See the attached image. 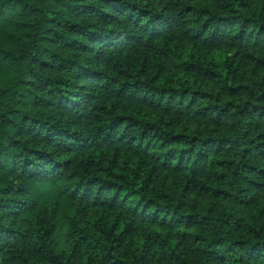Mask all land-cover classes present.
Here are the masks:
<instances>
[{
	"label": "clouds",
	"instance_id": "9594fccd",
	"mask_svg": "<svg viewBox=\"0 0 264 264\" xmlns=\"http://www.w3.org/2000/svg\"><path fill=\"white\" fill-rule=\"evenodd\" d=\"M210 2L0 0V264H264V0Z\"/></svg>",
	"mask_w": 264,
	"mask_h": 264
},
{
	"label": "trees",
	"instance_id": "16d2710c",
	"mask_svg": "<svg viewBox=\"0 0 264 264\" xmlns=\"http://www.w3.org/2000/svg\"><path fill=\"white\" fill-rule=\"evenodd\" d=\"M191 7H196L198 11H202L205 13L203 17H201L202 22L207 21V12L211 10V2L210 0H190V6L189 10H191ZM184 56V58L187 60L191 55V49H179ZM223 54L217 52L214 54V56L219 59ZM185 76L184 72H181L175 77V79L183 78ZM139 120L145 121V122H154L158 119L157 113H147L143 112L139 114ZM194 129V126L189 129V131H192ZM176 147H183L182 144L177 142ZM245 152H247V149H245ZM211 159V157H209ZM221 164L224 163L223 159L220 160ZM131 167L135 168L136 165L133 163ZM123 168V164L121 163V166L118 168L113 169V173L116 176H125L127 175L129 182L135 181L136 182V190L131 194L129 198L136 199L138 198L139 190L144 186V180L143 178H137V176L132 172H124L121 169ZM124 185L121 184V189H123ZM217 191H223V189H217ZM57 204H59V207L57 208ZM211 209H209L210 211ZM259 211L256 207H251L247 209L246 216L251 217ZM78 209L72 205L67 197H58V196H52L48 201H44L40 204V206L33 210V212L30 214V223H32L35 226H41V222L45 219H52L55 218L57 220V224L53 228V235L59 233L60 228L62 227V218L65 216L72 217L75 214H77ZM188 215H191V213H188ZM106 219L111 220L114 223L113 217H108L107 213L100 207L96 206L95 212L88 217V222L95 225L97 221L104 222ZM121 227H123V223L121 222ZM159 225H154V228H159ZM70 231V230H69ZM91 234V232L89 233ZM67 236L68 233H65ZM90 247H94L91 245V242H89ZM88 257L85 255L82 258V264H87Z\"/></svg>",
	"mask_w": 264,
	"mask_h": 264
}]
</instances>
